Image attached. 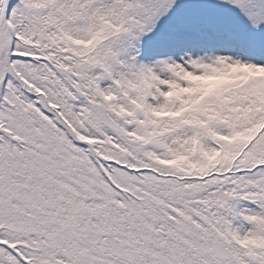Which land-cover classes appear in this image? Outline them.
Listing matches in <instances>:
<instances>
[{
	"label": "snow or ice",
	"instance_id": "obj_1",
	"mask_svg": "<svg viewBox=\"0 0 264 264\" xmlns=\"http://www.w3.org/2000/svg\"><path fill=\"white\" fill-rule=\"evenodd\" d=\"M0 264H264V0H0Z\"/></svg>",
	"mask_w": 264,
	"mask_h": 264
}]
</instances>
